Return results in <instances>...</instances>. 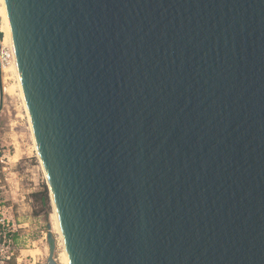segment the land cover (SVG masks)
Wrapping results in <instances>:
<instances>
[{
    "label": "water",
    "instance_id": "1",
    "mask_svg": "<svg viewBox=\"0 0 264 264\" xmlns=\"http://www.w3.org/2000/svg\"><path fill=\"white\" fill-rule=\"evenodd\" d=\"M2 1L68 264H264V0Z\"/></svg>",
    "mask_w": 264,
    "mask_h": 264
},
{
    "label": "rangeland",
    "instance_id": "2",
    "mask_svg": "<svg viewBox=\"0 0 264 264\" xmlns=\"http://www.w3.org/2000/svg\"><path fill=\"white\" fill-rule=\"evenodd\" d=\"M13 65L0 68V151L3 156L0 161V231L3 223L4 228L9 229L8 235L11 234L17 243L10 264H15L14 259L20 250L24 259L27 250L40 251V264H44L48 252V225L55 237V257L58 261L63 248L58 240L55 210L48 190L44 205L39 203L40 194L34 197V191L43 193L46 181L41 176V165ZM1 240L0 236V244ZM24 259L21 264H24Z\"/></svg>",
    "mask_w": 264,
    "mask_h": 264
},
{
    "label": "built area",
    "instance_id": "3",
    "mask_svg": "<svg viewBox=\"0 0 264 264\" xmlns=\"http://www.w3.org/2000/svg\"><path fill=\"white\" fill-rule=\"evenodd\" d=\"M14 62L15 58L12 52L11 43L6 39L5 31L0 25V68L2 69L5 66L13 65ZM2 158L3 156L0 151V161ZM8 232L9 229L4 228L3 223H1L0 236L2 240L0 244V264H9L10 260L15 256L14 246L15 244L17 245V243L13 241L11 234L8 235ZM37 264H40V262Z\"/></svg>",
    "mask_w": 264,
    "mask_h": 264
},
{
    "label": "bare ground",
    "instance_id": "4",
    "mask_svg": "<svg viewBox=\"0 0 264 264\" xmlns=\"http://www.w3.org/2000/svg\"><path fill=\"white\" fill-rule=\"evenodd\" d=\"M0 18H1V20L2 21H0L1 23H2V26H1V28H3V30L5 31V35H6V37L9 39V41H10V37H9V31H8V25H7V19H6V15H5V13H4V8H3V1L2 0H0ZM14 65H13V69L14 70H16L17 71V68H16V64L15 63H13ZM15 73V72H14ZM16 77H17V83H18V89H19V92H20V94H21V96H22V98H23V95H22V91H21V86H20V83H19V78H18V74H16ZM24 101V100H23ZM25 104V103H24ZM25 109H26V107H25ZM26 112H27V110H26ZM28 116V115H27ZM28 119H29V117H28ZM29 123H30V121H29ZM30 128H31V125H30ZM32 130V129H31ZM33 141H34V139H33ZM34 145H35V143H34ZM52 201V200H51ZM52 204H53V202H52ZM55 210V209H54ZM55 218H56V225H57V229H58V234H59V239H60V242H61V245H62V253L61 254H59L58 255V259H59V261L58 262H60L61 264H68V261H67V257H66V253H65V249H64V246H63V241H62V238H61V233H60V229H59V225H58V221H57V216H56V212H55ZM58 239V240H59ZM59 263V264H60Z\"/></svg>",
    "mask_w": 264,
    "mask_h": 264
},
{
    "label": "crops",
    "instance_id": "5",
    "mask_svg": "<svg viewBox=\"0 0 264 264\" xmlns=\"http://www.w3.org/2000/svg\"><path fill=\"white\" fill-rule=\"evenodd\" d=\"M41 176L43 179H45L44 177V173L42 171V168H41ZM46 184V183H45ZM43 185V190L47 189L46 185ZM41 191H34L35 194L39 195ZM33 250H27L28 254L25 255V259L22 257V250H20V254H18L16 256V258L14 259L15 261V264H21L20 261L24 259V264H37L40 262V259H41V252L40 251H37V252H32ZM35 251V250H34ZM32 252V253H31ZM28 257V258H26Z\"/></svg>",
    "mask_w": 264,
    "mask_h": 264
},
{
    "label": "trees",
    "instance_id": "6",
    "mask_svg": "<svg viewBox=\"0 0 264 264\" xmlns=\"http://www.w3.org/2000/svg\"><path fill=\"white\" fill-rule=\"evenodd\" d=\"M46 189L43 191V195L40 193V198H39V203H40V205H44L45 203H46V198H47V196H46ZM37 197L38 195L37 194H34V197ZM44 197V199H43V197ZM10 264V263H9Z\"/></svg>",
    "mask_w": 264,
    "mask_h": 264
}]
</instances>
